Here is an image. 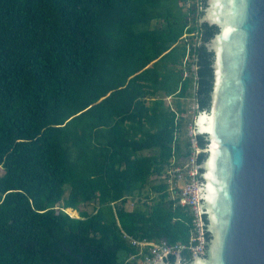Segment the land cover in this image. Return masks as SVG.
I'll list each match as a JSON object with an SVG mask.
<instances>
[{"label": "trees", "instance_id": "trees-1", "mask_svg": "<svg viewBox=\"0 0 264 264\" xmlns=\"http://www.w3.org/2000/svg\"><path fill=\"white\" fill-rule=\"evenodd\" d=\"M198 10L196 0H0V264H139L125 233L188 241L189 212L152 181L191 153L181 99L211 106L218 27ZM130 197L141 204L129 209Z\"/></svg>", "mask_w": 264, "mask_h": 264}, {"label": "water", "instance_id": "water-1", "mask_svg": "<svg viewBox=\"0 0 264 264\" xmlns=\"http://www.w3.org/2000/svg\"><path fill=\"white\" fill-rule=\"evenodd\" d=\"M202 20L218 27L211 106L195 121L211 238L207 256L160 264H264V0H207Z\"/></svg>", "mask_w": 264, "mask_h": 264}, {"label": "built area", "instance_id": "built-area-1", "mask_svg": "<svg viewBox=\"0 0 264 264\" xmlns=\"http://www.w3.org/2000/svg\"><path fill=\"white\" fill-rule=\"evenodd\" d=\"M196 2L198 13H200V10H204L203 0H196ZM201 21H203L202 18ZM198 41L193 43L194 47ZM196 61L195 49L193 50L192 45L189 44L185 65L191 63V69L196 71L198 68ZM188 72L186 71L185 75H188ZM190 100L191 103L186 107L184 117L190 118L187 129L191 153L184 163H177L174 158L166 174L161 177L170 184V190L174 198H177V203L185 207L191 216L189 239L186 242L170 243L167 239L159 241L135 239L125 233L128 241L138 248V254L131 256L128 259L129 262L137 260L139 264H160L163 260H171V257L176 259L179 257L183 262L189 263L195 255L207 256L208 254L211 236L206 211L202 205V193L198 185L200 143L195 123L202 114V110H200L195 96L190 97ZM178 115L180 116V114ZM181 181H184L183 186ZM65 210L67 211V209Z\"/></svg>", "mask_w": 264, "mask_h": 264}, {"label": "rangeland", "instance_id": "rangeland-1", "mask_svg": "<svg viewBox=\"0 0 264 264\" xmlns=\"http://www.w3.org/2000/svg\"><path fill=\"white\" fill-rule=\"evenodd\" d=\"M201 22V19H200V21H199V23ZM196 41H198V38H196ZM196 41H194V42H196ZM176 101H178V99L176 98V97H172V98H169L168 99V102H173V103H175ZM183 102V105L184 106H189L190 105V103H191V100L190 99H184V100H182ZM3 169L2 168H0V176L3 174ZM163 179L162 178H158V179H154L153 181H152V183H158L159 181H162ZM181 185L183 186L184 185V181H181ZM66 192L68 193V188L66 189ZM137 204H141V202L138 200V199H133L132 197H130L129 198V200H128V202H127V207L129 208V209H132L135 205H137ZM59 205L60 206H62L63 205V202H61V203H59ZM95 206H96V204L95 203H89V204H82L81 205V209L82 210H87V211H89V212H93L94 210H95ZM79 214V213H78ZM79 216V215H78Z\"/></svg>", "mask_w": 264, "mask_h": 264}, {"label": "crops", "instance_id": "crops-1", "mask_svg": "<svg viewBox=\"0 0 264 264\" xmlns=\"http://www.w3.org/2000/svg\"><path fill=\"white\" fill-rule=\"evenodd\" d=\"M169 98H172V96H168V97H167V103H168L169 105H172V107H175L174 104H173V102H168V99H169ZM187 99H190V98H187ZM182 100H184V98L181 99V102H183ZM184 107H188V106H184ZM67 209H68V208H67ZM78 213H79V212H78Z\"/></svg>", "mask_w": 264, "mask_h": 264}, {"label": "bare ground", "instance_id": "bare-ground-1", "mask_svg": "<svg viewBox=\"0 0 264 264\" xmlns=\"http://www.w3.org/2000/svg\"><path fill=\"white\" fill-rule=\"evenodd\" d=\"M201 119H202V117L199 119V123L201 124Z\"/></svg>", "mask_w": 264, "mask_h": 264}]
</instances>
